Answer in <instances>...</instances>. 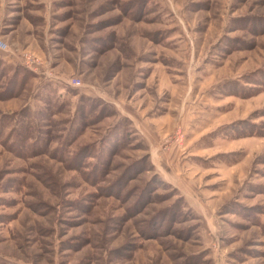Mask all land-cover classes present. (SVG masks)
I'll return each instance as SVG.
<instances>
[{
	"label": "rangeland",
	"instance_id": "rangeland-1",
	"mask_svg": "<svg viewBox=\"0 0 264 264\" xmlns=\"http://www.w3.org/2000/svg\"><path fill=\"white\" fill-rule=\"evenodd\" d=\"M0 40V264H264V0H0Z\"/></svg>",
	"mask_w": 264,
	"mask_h": 264
},
{
	"label": "built area",
	"instance_id": "built-area-1",
	"mask_svg": "<svg viewBox=\"0 0 264 264\" xmlns=\"http://www.w3.org/2000/svg\"><path fill=\"white\" fill-rule=\"evenodd\" d=\"M5 47H6V44L3 41L0 40V48L4 49ZM65 83H67L70 86H75L76 87V86H80L81 80L73 79V80H71V82L69 81V82H65Z\"/></svg>",
	"mask_w": 264,
	"mask_h": 264
},
{
	"label": "trees",
	"instance_id": "trees-1",
	"mask_svg": "<svg viewBox=\"0 0 264 264\" xmlns=\"http://www.w3.org/2000/svg\"><path fill=\"white\" fill-rule=\"evenodd\" d=\"M121 119V118H120ZM119 119V120H120ZM22 139V138H21ZM23 141H24V138L22 139ZM108 148H109V146H108ZM94 149H95V147H94ZM97 153H99L98 151H97ZM78 155H82L81 153L80 154H78ZM97 159H99V157H97Z\"/></svg>",
	"mask_w": 264,
	"mask_h": 264
},
{
	"label": "crops",
	"instance_id": "crops-1",
	"mask_svg": "<svg viewBox=\"0 0 264 264\" xmlns=\"http://www.w3.org/2000/svg\"><path fill=\"white\" fill-rule=\"evenodd\" d=\"M218 263V262H217ZM220 264V263H219Z\"/></svg>",
	"mask_w": 264,
	"mask_h": 264
}]
</instances>
